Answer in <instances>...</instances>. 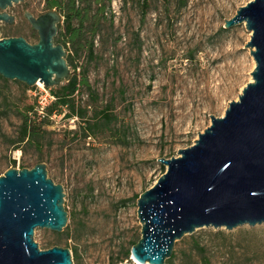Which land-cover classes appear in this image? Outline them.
<instances>
[{
	"label": "rangeland",
	"instance_id": "1",
	"mask_svg": "<svg viewBox=\"0 0 264 264\" xmlns=\"http://www.w3.org/2000/svg\"><path fill=\"white\" fill-rule=\"evenodd\" d=\"M251 1L188 0L181 7L179 0H149L144 16L138 0H113L108 10L113 22L96 38L94 57L83 53L76 59L77 72L87 69L99 94L97 107L111 105L117 116L112 134L72 139L69 131L78 128V120L62 115L46 126L42 150L13 143L20 137L21 112L29 106L36 109L38 93L45 92L38 84L0 79V176L10 168L46 163L48 176L66 194L68 225L61 233L37 228L34 238L42 249L76 248L75 264H137L131 258L117 259L132 240L141 238L137 203L167 170L158 159L178 157L180 149L192 146L211 125L210 115L224 116L253 81L256 62L246 47L252 33L244 23L224 28ZM8 11L16 23L0 22V38L17 34L13 36L37 43L38 33L24 12L45 13L46 0H25ZM88 94L83 87L78 99L85 104ZM241 229L255 231L243 234V246ZM220 230L236 234L223 242L229 246L219 248L222 241L211 236L210 231L219 230L194 233L211 247L217 264L230 259L233 246L237 253L232 263L264 264V225ZM191 235L175 249H189ZM257 244L260 252L254 253Z\"/></svg>",
	"mask_w": 264,
	"mask_h": 264
},
{
	"label": "water",
	"instance_id": "2",
	"mask_svg": "<svg viewBox=\"0 0 264 264\" xmlns=\"http://www.w3.org/2000/svg\"><path fill=\"white\" fill-rule=\"evenodd\" d=\"M25 0H0V22L16 23L9 9ZM25 19L38 42L24 36L0 38V75L29 87L69 83V52L56 43L64 22L57 9ZM244 23L252 33L246 47L256 62L253 81L222 117L178 157L160 158L166 172L138 199L141 238L131 248L137 264H166L176 243L203 228L233 231L264 225V0L240 7L224 28ZM65 190L48 176L46 163L10 168L0 176V264H74L68 247L42 249L37 228L61 233L68 225ZM125 264H133L131 262Z\"/></svg>",
	"mask_w": 264,
	"mask_h": 264
},
{
	"label": "trees",
	"instance_id": "3",
	"mask_svg": "<svg viewBox=\"0 0 264 264\" xmlns=\"http://www.w3.org/2000/svg\"><path fill=\"white\" fill-rule=\"evenodd\" d=\"M138 2L144 9L143 14L145 16L149 8V0H138ZM112 3L113 0H46L48 10L57 9L64 17V22L59 26L56 43L63 44L68 50V63L74 69V76L69 83L49 88L56 99L46 108L45 115L39 114L34 106H29L21 112L23 124L20 137L16 141H13V143H26L28 146H35L37 149L42 150V141L48 133L46 126L51 123L54 115H63L67 119L77 118L78 128L69 131V134L73 135L72 139L83 134L85 138L91 140L93 135L99 132H109L111 134L114 132L117 116L112 112V106L107 105L102 109L97 107L99 94L92 89L87 69H84L82 74L77 72L79 65L76 62V59L83 53H87L90 59L94 57L96 38L100 35L107 22L113 20L112 17H108V10L111 8ZM179 3L181 7H185L188 0H179ZM11 35L14 37L13 35L17 34ZM0 79L6 81L1 75ZM83 87H86L89 93V100L85 104L82 103V100L78 99ZM251 233L255 234V231L241 229L238 233L239 235L242 234L239 244L243 246L242 242L247 239L243 234ZM67 234L68 238H72L69 232ZM210 234L216 240L222 241L218 245L219 248L226 247L228 244L223 242L233 239L236 235L224 230L210 231ZM139 239L140 237H137L132 240L130 247L124 249L117 260L124 262L129 259L131 257V248ZM252 247H254V253L260 252L261 247L258 244ZM71 250L75 264V260L79 257L78 251L76 248ZM233 250L234 246L229 251L230 259L224 264H238L237 261L232 263V260L235 258L234 254L237 253ZM166 264L217 263L213 260L211 247L201 242L200 238L194 234L190 237L189 249H174L172 257L166 261Z\"/></svg>",
	"mask_w": 264,
	"mask_h": 264
},
{
	"label": "built area",
	"instance_id": "4",
	"mask_svg": "<svg viewBox=\"0 0 264 264\" xmlns=\"http://www.w3.org/2000/svg\"><path fill=\"white\" fill-rule=\"evenodd\" d=\"M40 86V85H38ZM41 88L44 90L45 94L43 93H38L39 97L37 100V107L36 110L38 111L39 114L45 115L46 108L56 99L55 96L52 94L51 90L44 85L41 86ZM55 117V115L53 116ZM19 155L20 158V153H16ZM15 158H18L15 156Z\"/></svg>",
	"mask_w": 264,
	"mask_h": 264
},
{
	"label": "bare ground",
	"instance_id": "5",
	"mask_svg": "<svg viewBox=\"0 0 264 264\" xmlns=\"http://www.w3.org/2000/svg\"><path fill=\"white\" fill-rule=\"evenodd\" d=\"M38 85L42 86V85H43V83L39 82V83H38Z\"/></svg>",
	"mask_w": 264,
	"mask_h": 264
}]
</instances>
